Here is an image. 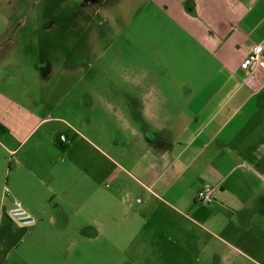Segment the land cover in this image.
Segmentation results:
<instances>
[{"label":"crops","instance_id":"obj_1","mask_svg":"<svg viewBox=\"0 0 264 264\" xmlns=\"http://www.w3.org/2000/svg\"><path fill=\"white\" fill-rule=\"evenodd\" d=\"M186 4L180 13L190 22L189 37L186 31L180 33L187 48L177 57L190 58L191 68L196 57H205L204 68L191 69L193 79L177 85L154 82L147 71L138 76L129 71L99 74L104 85L93 90L103 97L106 112L94 115V125L110 127L122 144L119 148L114 140L110 148L145 181L142 188L149 198L179 216L187 218V211L204 218L212 229L261 258L264 71L248 72L243 63L255 45L264 47V0ZM28 58L0 57V264H34L31 259L37 255L41 264H54V241L70 230L80 237L85 229L79 224L84 203L83 189L74 180L77 167L61 159L63 150L55 144L60 133L51 125L76 129L64 118L49 115L52 110L44 101L33 104L34 87L7 85ZM163 74V79L173 77ZM21 100L32 105L24 108ZM39 126L47 128L31 140ZM100 174L95 166L94 179ZM206 186L215 188L214 201L200 207L197 194ZM88 191L95 204V184ZM151 199L143 205H152ZM15 202L35 217L33 228L19 225L10 215ZM25 240L28 247L21 249ZM77 243L74 239L72 246Z\"/></svg>","mask_w":264,"mask_h":264},{"label":"rangeland","instance_id":"obj_2","mask_svg":"<svg viewBox=\"0 0 264 264\" xmlns=\"http://www.w3.org/2000/svg\"><path fill=\"white\" fill-rule=\"evenodd\" d=\"M186 2L0 0V57H31L22 60L18 75L7 79L8 87H34L32 103L44 101L52 110L49 115L64 118L77 131L51 125L70 136L71 143H61L68 146L59 149L61 159L78 168L74 180L83 189L84 203L79 224L85 228L80 237L70 230L54 241V264H264V253L260 258L204 218L187 211V218L179 216L149 198L142 188L145 181L110 148L114 140L122 146L110 127L94 125V115L106 112L103 97L93 90L104 85L99 74L147 71L154 82L177 85L193 79L191 69L204 68L205 57H196L192 68L190 58L177 57L187 48L180 33L189 37L190 22L180 13ZM165 71L173 77L163 79ZM21 101L23 107L32 105ZM40 126L31 140L47 128ZM95 166L101 174L94 179ZM93 184L99 194L95 204L88 191ZM149 199L152 205L144 206ZM27 245L25 240L21 249ZM37 256L31 261L41 264Z\"/></svg>","mask_w":264,"mask_h":264},{"label":"built area","instance_id":"obj_3","mask_svg":"<svg viewBox=\"0 0 264 264\" xmlns=\"http://www.w3.org/2000/svg\"><path fill=\"white\" fill-rule=\"evenodd\" d=\"M243 68H245L248 72L251 70L264 71V47L262 45H255L252 48L243 63ZM57 139L60 143H70L69 138L63 134L59 135ZM214 192L215 188L212 186L202 188L197 194V203H212L214 201ZM9 213L19 225L25 228H33L37 224L35 217L23 206L21 202H15Z\"/></svg>","mask_w":264,"mask_h":264},{"label":"trees","instance_id":"obj_4","mask_svg":"<svg viewBox=\"0 0 264 264\" xmlns=\"http://www.w3.org/2000/svg\"><path fill=\"white\" fill-rule=\"evenodd\" d=\"M55 144H56V146H57L58 148L65 149V148L67 147V145H62V144L58 141V139L55 141Z\"/></svg>","mask_w":264,"mask_h":264}]
</instances>
